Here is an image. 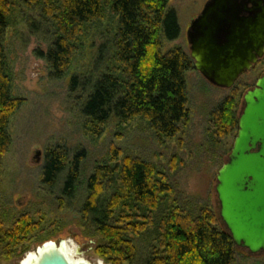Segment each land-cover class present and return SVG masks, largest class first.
<instances>
[{
	"label": "trees",
	"instance_id": "16d2710c",
	"mask_svg": "<svg viewBox=\"0 0 264 264\" xmlns=\"http://www.w3.org/2000/svg\"><path fill=\"white\" fill-rule=\"evenodd\" d=\"M40 9L53 26L55 40L46 59L54 78L64 77L84 39L109 13L117 26L111 39V57L106 71L91 87L82 114L87 131L100 136L113 119L118 124L142 120L155 141L164 145L176 139L190 120L186 73L193 60L183 48L163 53V39L177 40L181 34L170 0H26ZM9 0H0V175L3 159L12 145L10 122L24 101L13 96V76L4 38L9 27ZM83 42V43H82ZM79 77L71 89L79 86ZM235 99L229 97L210 115L209 138L222 142L238 126ZM77 153L64 192L72 196L80 177ZM67 154L54 149L44 167V182L54 187L66 170ZM111 166L99 167L89 179V195L82 213L91 220L102 245L101 254L111 264H134L138 247L134 237L151 240L145 264H235L238 249L219 217L207 206L175 198V180L155 163L113 153ZM107 182V184H106ZM109 187L110 197L97 188ZM21 220L13 230H0V248L14 254L18 245L33 234V224Z\"/></svg>",
	"mask_w": 264,
	"mask_h": 264
},
{
	"label": "rangeland",
	"instance_id": "374dc122",
	"mask_svg": "<svg viewBox=\"0 0 264 264\" xmlns=\"http://www.w3.org/2000/svg\"><path fill=\"white\" fill-rule=\"evenodd\" d=\"M9 2V27L4 45L13 76V96L24 103L11 119L12 145L3 159L0 230H13L18 222L26 219L32 222L34 229L32 236L18 245L14 254L7 255L4 247L0 248V264H23L30 253L49 242L67 244L72 249L71 260L74 262L84 260L88 264H111L101 254V239L94 235V225L84 217L82 210L89 195V179L99 167L113 165L115 151L155 163L174 177L178 201L184 205L207 206L219 217L217 175L229 159L238 126L216 144L207 135L210 115L217 105L234 97L239 121L245 94L264 74V58L242 75L232 89L212 86L193 64L186 73L188 127L164 145L155 141L146 123L139 119L128 124H118L112 119L103 134L97 136L87 131L82 106L86 86L91 87L106 71L116 19L107 13L100 25L89 30L84 46L76 53L68 73L57 79L52 76L46 59L55 40L53 26L43 19L40 9L29 8L26 0ZM207 2L170 0L169 8L177 13L181 34L174 41L163 39V53L181 47L190 55L188 29ZM75 77H79V86L72 90ZM57 148L64 150L68 161L66 170L51 187L44 182V167L48 154ZM82 152L80 177L70 197L63 190L64 183L74 167L70 162ZM97 190L104 197H110L113 192L109 184ZM133 237L139 254L134 264H145L154 241L143 236ZM235 264H264V254L252 255L239 248Z\"/></svg>",
	"mask_w": 264,
	"mask_h": 264
},
{
	"label": "water",
	"instance_id": "95a60500",
	"mask_svg": "<svg viewBox=\"0 0 264 264\" xmlns=\"http://www.w3.org/2000/svg\"><path fill=\"white\" fill-rule=\"evenodd\" d=\"M194 67L214 87L232 89L264 58V0H208L187 33ZM219 219L237 248L264 254V74L244 96L228 161L217 175ZM33 264L72 261L63 242L36 251Z\"/></svg>",
	"mask_w": 264,
	"mask_h": 264
},
{
	"label": "bare ground",
	"instance_id": "6f19581e",
	"mask_svg": "<svg viewBox=\"0 0 264 264\" xmlns=\"http://www.w3.org/2000/svg\"><path fill=\"white\" fill-rule=\"evenodd\" d=\"M65 244V243H64ZM66 246V253L69 256V258L71 259L72 257V249H69V246L67 244H65ZM37 258V253L36 252H32L29 254V256L24 260L23 264H33L35 262V259ZM81 261V260H80Z\"/></svg>",
	"mask_w": 264,
	"mask_h": 264
},
{
	"label": "flooded vegetation",
	"instance_id": "af4514ba",
	"mask_svg": "<svg viewBox=\"0 0 264 264\" xmlns=\"http://www.w3.org/2000/svg\"><path fill=\"white\" fill-rule=\"evenodd\" d=\"M261 60H262V59H261ZM261 60H260V61H261ZM260 61H259V62H260Z\"/></svg>",
	"mask_w": 264,
	"mask_h": 264
}]
</instances>
